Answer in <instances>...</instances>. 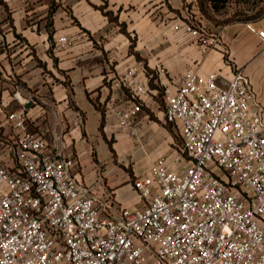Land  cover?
I'll return each mask as SVG.
<instances>
[{"label":"built area","instance_id":"built-area-1","mask_svg":"<svg viewBox=\"0 0 264 264\" xmlns=\"http://www.w3.org/2000/svg\"><path fill=\"white\" fill-rule=\"evenodd\" d=\"M248 28L264 43L263 29ZM181 29L225 51L191 18ZM226 63L230 76L191 68L174 93L166 88L164 119L180 128L186 167L155 163L133 181L144 208L117 215L107 214L112 199L77 180L76 159L33 128L35 99L16 92L20 107L0 111V264H264V106L250 77ZM145 74L133 67L115 84L131 91L133 107L115 114L132 136L157 82Z\"/></svg>","mask_w":264,"mask_h":264},{"label":"crops","instance_id":"crops-1","mask_svg":"<svg viewBox=\"0 0 264 264\" xmlns=\"http://www.w3.org/2000/svg\"><path fill=\"white\" fill-rule=\"evenodd\" d=\"M261 6L259 18L224 22L223 9L215 11L208 0H0V111L20 107L16 92L23 101L35 99L28 106L33 128L54 153L76 159L77 180L102 203L113 200L107 214L142 210L133 181L161 160L177 171L187 164L177 160L180 128L165 122L164 109L166 88L174 93L188 69L230 76L229 59L250 77L264 106V43L248 28L264 30ZM187 18L220 37L225 51L175 30ZM133 67L157 79L133 119L137 136L115 114L133 107L130 89L115 85Z\"/></svg>","mask_w":264,"mask_h":264},{"label":"rangeland","instance_id":"rangeland-1","mask_svg":"<svg viewBox=\"0 0 264 264\" xmlns=\"http://www.w3.org/2000/svg\"><path fill=\"white\" fill-rule=\"evenodd\" d=\"M262 2L264 3V0H229L221 12V17L224 19V22L246 21L250 18V15L259 18L262 16ZM260 89L262 99L264 100V84L261 85Z\"/></svg>","mask_w":264,"mask_h":264},{"label":"trees","instance_id":"trees-1","mask_svg":"<svg viewBox=\"0 0 264 264\" xmlns=\"http://www.w3.org/2000/svg\"><path fill=\"white\" fill-rule=\"evenodd\" d=\"M209 2H211L213 8L215 11H219L221 9L224 8V6L226 5V3L229 1V0H208ZM100 10L113 22H119L118 18L117 17H114L113 13L109 12V11H105V7H101ZM121 26V30L123 31V33L125 34H128L127 33V30H126V25L125 24H120ZM134 47L131 46V52H134L133 51ZM137 58L139 60H141V57L139 55H137ZM100 108V107H99ZM100 111L102 112V122H101V131L103 132L104 134V125H105V121H106V113H105V110L100 108ZM109 143V146H110V149L112 152H114V149H113V143L112 141H108Z\"/></svg>","mask_w":264,"mask_h":264}]
</instances>
